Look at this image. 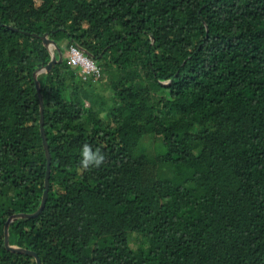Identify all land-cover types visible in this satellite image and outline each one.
Listing matches in <instances>:
<instances>
[{"label": "trees", "instance_id": "obj_1", "mask_svg": "<svg viewBox=\"0 0 264 264\" xmlns=\"http://www.w3.org/2000/svg\"><path fill=\"white\" fill-rule=\"evenodd\" d=\"M44 33L48 196L9 243L40 264H264V0H0V264L36 263L3 239L45 189ZM84 144L102 165L81 170Z\"/></svg>", "mask_w": 264, "mask_h": 264}, {"label": "water", "instance_id": "obj_2", "mask_svg": "<svg viewBox=\"0 0 264 264\" xmlns=\"http://www.w3.org/2000/svg\"><path fill=\"white\" fill-rule=\"evenodd\" d=\"M35 36H38V34H34ZM40 38L42 39L44 45L48 46V48L51 50L50 54H51V58L49 60V62L47 63V65L44 68H40L39 70L34 72V78H35V83L37 86V90H38V95H39V100H40V114H39V127H40V135L42 138V143H43V147L45 150V155H46V174L44 176V191H43V195H42V199H41V203L40 206L37 208L36 211L31 213H18V214H14L12 216H10L5 224L4 227V244L5 247L11 251H15V252H24V253H28L30 255H32L35 260L36 263L35 264H40V258L38 256V254L33 251V250H29V249H25V248H21L17 245H12L9 243L8 239H9V224L19 218V217H27V218H32L36 215H38L41 210L44 208L45 206V202L47 200V196H48V189H49V179L48 176H50V163H51V156H50V151H49V146H48V142H47V138H46V134H45V130H44V105H43V100H42V95L40 93V86H39V81L37 80V75L43 71H49L52 67V65L57 62L60 61L62 59V54H60V50L57 46V43L48 38L47 33H44L43 35L40 36ZM53 49H57L58 52V57L56 56V54H54V50ZM82 51H86L85 49H82Z\"/></svg>", "mask_w": 264, "mask_h": 264}, {"label": "clouds", "instance_id": "obj_3", "mask_svg": "<svg viewBox=\"0 0 264 264\" xmlns=\"http://www.w3.org/2000/svg\"><path fill=\"white\" fill-rule=\"evenodd\" d=\"M105 159V154L100 148L93 149L91 145L84 144L81 149L80 168L82 171H86L93 167H99Z\"/></svg>", "mask_w": 264, "mask_h": 264}, {"label": "built area", "instance_id": "obj_4", "mask_svg": "<svg viewBox=\"0 0 264 264\" xmlns=\"http://www.w3.org/2000/svg\"><path fill=\"white\" fill-rule=\"evenodd\" d=\"M68 54L71 57V61L73 63H80L83 67V70H85L86 72L96 69V66L93 64L92 60L84 56L82 54V50H80L79 48H71ZM80 56H82L83 58Z\"/></svg>", "mask_w": 264, "mask_h": 264}, {"label": "rangeland", "instance_id": "obj_5", "mask_svg": "<svg viewBox=\"0 0 264 264\" xmlns=\"http://www.w3.org/2000/svg\"><path fill=\"white\" fill-rule=\"evenodd\" d=\"M80 57H82V56H80ZM83 58V57H82Z\"/></svg>", "mask_w": 264, "mask_h": 264}]
</instances>
